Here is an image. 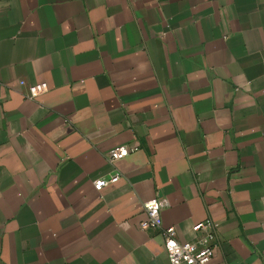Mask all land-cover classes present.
<instances>
[{
  "label": "crops",
  "instance_id": "obj_1",
  "mask_svg": "<svg viewBox=\"0 0 264 264\" xmlns=\"http://www.w3.org/2000/svg\"><path fill=\"white\" fill-rule=\"evenodd\" d=\"M0 82V264H264V0H0Z\"/></svg>",
  "mask_w": 264,
  "mask_h": 264
},
{
  "label": "built area",
  "instance_id": "obj_2",
  "mask_svg": "<svg viewBox=\"0 0 264 264\" xmlns=\"http://www.w3.org/2000/svg\"><path fill=\"white\" fill-rule=\"evenodd\" d=\"M24 80L21 84H25ZM49 84L39 82L28 86L26 96L28 98H37L47 92ZM1 96V82H0ZM135 149L129 145H121L112 149L108 153V159L115 162ZM122 173L116 170L107 177L94 180L97 188H102L112 182L121 179ZM165 206V200L161 196H156L145 202L144 208L147 212V219L140 222L144 229H161L164 236V245L168 253L170 264H214L212 263L220 241L219 228L217 223L211 219L199 222L194 225L193 229L197 232V237L191 241H181L175 226H164L162 220V211Z\"/></svg>",
  "mask_w": 264,
  "mask_h": 264
}]
</instances>
